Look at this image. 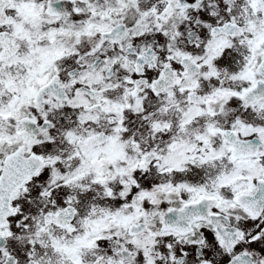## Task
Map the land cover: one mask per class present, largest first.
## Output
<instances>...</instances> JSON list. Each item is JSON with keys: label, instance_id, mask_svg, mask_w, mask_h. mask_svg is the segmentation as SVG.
Returning <instances> with one entry per match:
<instances>
[{"label": "snow or ice", "instance_id": "6c2138e0", "mask_svg": "<svg viewBox=\"0 0 264 264\" xmlns=\"http://www.w3.org/2000/svg\"><path fill=\"white\" fill-rule=\"evenodd\" d=\"M0 264H264V0H0Z\"/></svg>", "mask_w": 264, "mask_h": 264}]
</instances>
